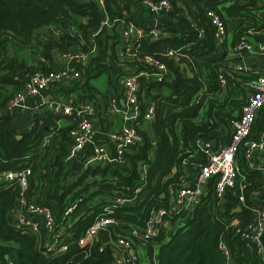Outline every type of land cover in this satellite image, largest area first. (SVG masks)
<instances>
[{"label":"trees","instance_id":"trees-1","mask_svg":"<svg viewBox=\"0 0 264 264\" xmlns=\"http://www.w3.org/2000/svg\"><path fill=\"white\" fill-rule=\"evenodd\" d=\"M142 1L104 0L103 8H99L90 0H0L2 166L3 169L29 166L31 176L24 197L27 202L48 207L54 216L51 237L40 217L35 218L41 226L40 237L31 235L26 229L16 228L13 211L20 189L16 184L7 188L0 184V261L8 253L16 264H111L110 249L99 254L98 245L83 249L77 244L95 217L102 215L104 208L111 205L110 199L116 196L128 199L130 202L113 209L112 216L142 228L150 208L164 202L180 187L181 176L185 173L193 176L206 162L204 155L200 160L190 158L195 154L196 139L205 143L220 140L226 144L230 141L231 123L238 116L234 117V110L228 108L237 101L231 102L228 98L231 87H237L240 81L238 74L225 65L224 47L216 44L215 30L206 16L208 9H216L218 4L230 0H173L174 9L159 17V28L167 30L169 38L154 42L144 38L138 49L126 53L120 68L132 67L148 75L157 73L153 67L143 63V58L150 56L164 65L167 71L161 81L139 78L140 94L154 105V115L149 125L143 119L139 121V141L125 153L126 165L76 171L65 162L71 144V125L55 131L48 145L41 148L43 138L56 128L58 116L35 114L33 126L21 131L17 114L3 113L8 99L21 88L25 73L52 71L58 64L54 53L79 47L80 41L84 42L81 46L83 51L95 49V52L83 68L80 81L69 92L98 93L92 81L103 74L111 80L114 71L119 69L117 47L122 45L118 40L122 21L127 19L145 27L137 18L142 21L151 18ZM231 1L232 6L224 9L228 17H237L243 9H255L259 3H264V0H241L243 4L238 5L236 0ZM53 24L60 25L62 33L57 38H46L42 30ZM243 35L244 31L233 34L232 47L241 41ZM253 37L257 42H264V33ZM15 46L20 51L18 49L15 53ZM34 47L38 48L43 62L35 58V64H27L19 52ZM169 48L177 49L176 60L167 56ZM221 75L226 78L225 85L220 82ZM234 75L236 78H231ZM243 103L244 100L239 113ZM144 105L145 102L143 108ZM222 125L226 130L218 129ZM142 166L146 171L145 187L135 197L134 190L141 185ZM239 170L245 179L240 178L237 183L247 186L245 203L240 205V211L232 213L238 205L232 191L238 184L225 192L220 204H217L212 191L207 198L208 204L196 210L181 232L158 239L161 243L159 264H224L218 249L221 239L231 250L233 264H261L260 259L245 248L223 223L224 219L232 216L242 224L252 220L251 208L255 199L250 198L249 192L259 190L264 184L262 174L249 170L245 159H239ZM216 179L211 180V186ZM95 199L98 201L94 203ZM76 202L77 208L70 216H64L67 207ZM257 202L264 207V191ZM123 228L118 227L117 232L123 233ZM59 230H65L66 235L58 234ZM46 241L55 247L64 241L66 251L47 257L41 253Z\"/></svg>","mask_w":264,"mask_h":264},{"label":"built area","instance_id":"built-area-1","mask_svg":"<svg viewBox=\"0 0 264 264\" xmlns=\"http://www.w3.org/2000/svg\"><path fill=\"white\" fill-rule=\"evenodd\" d=\"M99 8H103L104 0H90ZM173 0H161L153 2L144 0L142 6L148 10L153 18L152 25L148 27L138 26L133 21L124 19L120 25L119 42L117 47L118 68L114 71L117 76L121 97L124 105L116 108L114 104L110 108L111 115L120 116L119 127L100 133L101 137L96 138L98 133L93 121L96 106L92 101L78 100L73 94H62L50 102H46L42 109L45 113H52L65 122V126H72L70 130L71 144L68 149L65 162L71 164L79 163V170L85 171L88 168L97 166H123L127 159L125 153L129 148L139 141L138 126L143 119L147 124L152 122L154 115V105L150 103L147 108H143L144 96L140 94V77H147L150 80L161 81L167 71L161 63L156 62L150 56L143 58V63L155 69L151 75L144 71H135L132 67L123 66L126 53L131 49H138L144 38L150 42L159 39L169 38L167 30L159 28V17L169 13L174 9ZM238 5L243 4L241 0H236ZM232 1H225L217 5L216 9H208L206 16L215 30V41L219 47H224L227 55L238 54L244 59L249 55H255L264 64V42H257L255 34H263L264 30V3H259L257 8L242 10L237 17H228L224 11L231 7ZM108 26L107 22H104ZM261 30V31H260ZM244 31L241 41L234 47H228L226 40L229 32ZM46 38L49 36L59 37L62 33L60 25H48L42 30ZM69 32H71L69 30ZM45 38V39H46ZM84 42L80 41V46L72 48L64 53L60 52L62 62L58 63L50 72L33 70L25 73L22 86L14 92L8 99L4 114H17L18 111L29 108L30 98H39V104H43V93L55 86L71 87L78 83L82 76V70L89 61L90 55L95 52H85L81 49ZM177 49L169 48L167 56L175 59ZM28 51V50H27ZM247 53L246 56H243ZM43 62V59L38 57ZM176 60V59H175ZM31 61L27 64H30ZM255 79L249 84L250 91L247 92L242 105L240 115L231 123L230 141L221 144L213 150L211 143L200 142L196 144L197 149L205 156L206 162L200 165L197 173L190 176L185 173L180 178V187L161 203H156L150 208L142 228L129 221H118L112 214L113 209L124 206L128 199L116 196L110 199L109 206L104 208V213L95 217L94 222L88 226L77 244L84 248L97 246V252L102 254L106 249L112 253L111 264H159L158 254L161 243L158 241L163 235L181 232L186 222L193 217L196 210L203 204H208V196L213 191V196L220 204L224 194L229 189L232 196L236 198L237 206L232 213L240 211V205L245 203L246 185L238 179H245L240 174L239 159H245L249 170L259 171L264 177V125L255 133L253 126L259 112L264 110V69L253 71ZM220 82L226 84V78L221 75ZM56 128L51 129L48 136L41 142V148H45L49 143V138L55 131L59 130L58 122ZM31 120L28 128L33 126ZM20 131V130H19ZM21 132V131H20ZM20 136V135H19ZM89 148V150H87ZM29 156H26L28 158ZM4 160L0 156V184L3 187L18 185L20 192L15 204L13 213L18 212L15 219V227L35 237H40L41 226L35 219L40 217L44 224V229L51 237L53 232L54 216L48 207L27 202L24 192L28 188V180L31 176L29 166L21 169H3ZM145 169L141 167V185L135 188V197L140 194L145 187ZM217 178L211 186L212 179ZM264 184L257 191L249 192L250 198L255 199L251 208L253 213L252 220L242 224L236 216L228 217L223 220L226 229L235 234L245 248H248L264 264V207L257 202ZM163 198V196H162ZM81 201V200H78ZM98 201L95 199L94 203ZM77 208V202L67 207L64 216L70 214ZM124 227L123 233H118L117 228ZM167 233V234H163ZM58 234L66 235L65 230H59ZM165 242V239L162 243ZM44 250L41 253L47 257L57 256L66 251V243L60 242L57 247L50 242H45ZM218 249L223 258L224 264H233L231 250L224 239L218 244ZM0 264H16L8 253L2 257Z\"/></svg>","mask_w":264,"mask_h":264},{"label":"crops","instance_id":"crops-1","mask_svg":"<svg viewBox=\"0 0 264 264\" xmlns=\"http://www.w3.org/2000/svg\"><path fill=\"white\" fill-rule=\"evenodd\" d=\"M137 20L144 23L145 27H148L152 25L153 23L152 17L150 19L148 18L147 20H143V21L142 19L138 17ZM229 34L232 35V33L230 32ZM232 39H233V35L230 41L228 39L226 40L228 47L232 46ZM30 51L35 53V58H37L38 60V57H39L38 48L34 47L31 50L26 51V53L29 54ZM246 55L247 53H245L243 56H246ZM54 56L58 59V63L62 62L59 52H55ZM228 56H234L233 57L234 59L227 60ZM29 60L31 61L32 64H35V59L33 57H30ZM225 65L228 68H231L230 69L231 71L236 72L238 74L237 76L239 77V81H240V84H238L237 86L238 88L231 87L230 95L228 98V99H231V102L233 100L237 101V103L232 105V107L230 106L228 107L229 109L231 108L234 110L233 116L236 117L240 115L239 110H240L241 104L243 100L245 99L247 92L250 91L248 86L255 79L253 71L263 70L264 64L258 57L252 54H249L245 59L238 54H231V55H227ZM244 76L245 77L248 76L249 78L246 77L245 80H243ZM116 77L117 76H115L113 73V77L111 80L109 79L108 76H105V75H102L98 79H96L92 84L93 87L98 92L96 94H93L91 92H87L85 94L84 92H81L80 90L69 92V90L72 89V86L71 87L55 86L49 90H46L43 93V100H44L43 104H39V98H35V99L30 98L29 108H26V109H23L17 112V118L19 121L18 125H20V130L23 131L25 128L28 127L29 122L32 120L35 114H41V113L46 112L42 109V107L44 106L46 102H50L62 94H65V95L73 94L78 100L94 102L96 106V110H95V115L93 116V121L98 131V133L95 136L96 138H100L101 137L100 133L113 130L119 127L120 125L121 117L117 115L116 116L111 115L110 113V108L113 104L118 109L124 105L123 99L121 97V90L119 87L118 79ZM231 78H236V76L234 75ZM144 102H145V105H144L145 108H147L148 105L151 103V101H148L146 97H144ZM57 124L60 128L65 127V122L63 119L62 120L60 119V121ZM263 125H264V110L259 112V114L257 115L255 124L253 126V132L255 133ZM218 129L226 130L225 125L219 126ZM195 142L197 144L202 141L196 139ZM222 142L220 140L219 141L211 140L210 143H211L212 149L213 150L217 149L222 144ZM87 150H89V148ZM194 151H195V154L192 157L190 156V158L193 160H200L203 154L197 149L196 145H195ZM74 164H77V163L73 162L68 165H70L73 168Z\"/></svg>","mask_w":264,"mask_h":264},{"label":"rangeland","instance_id":"rangeland-1","mask_svg":"<svg viewBox=\"0 0 264 264\" xmlns=\"http://www.w3.org/2000/svg\"><path fill=\"white\" fill-rule=\"evenodd\" d=\"M231 37H232V35L231 34H229L228 35V40L230 41V39H231ZM18 49L20 50V48L18 47V46H15L14 47V52L16 53V51H18ZM19 55H21V59L22 60H26V62L28 63L29 62V58L30 57H33L34 59H35V53L34 52H29V54L28 53H26V51L25 52H19ZM103 75H105V76H108V75H106V74H103ZM102 76V75H101ZM98 79V78H97ZM95 81V80H94ZM94 81H92V83L91 84H93V82Z\"/></svg>","mask_w":264,"mask_h":264},{"label":"water","instance_id":"water-1","mask_svg":"<svg viewBox=\"0 0 264 264\" xmlns=\"http://www.w3.org/2000/svg\"><path fill=\"white\" fill-rule=\"evenodd\" d=\"M234 56H228V58H227V60H229V59H234L233 58ZM34 63V62H33ZM20 136L18 135V138H19ZM79 166H80V164L79 163H77V164H74L73 165V168L76 170V171H78L79 170ZM14 218L16 219V218H18V212L16 211V213L14 214Z\"/></svg>","mask_w":264,"mask_h":264}]
</instances>
